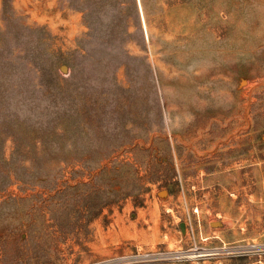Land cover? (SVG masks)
Instances as JSON below:
<instances>
[{"label": "rangeland", "instance_id": "obj_1", "mask_svg": "<svg viewBox=\"0 0 264 264\" xmlns=\"http://www.w3.org/2000/svg\"><path fill=\"white\" fill-rule=\"evenodd\" d=\"M120 1L0 0V264L261 259L264 0Z\"/></svg>", "mask_w": 264, "mask_h": 264}, {"label": "crops", "instance_id": "obj_2", "mask_svg": "<svg viewBox=\"0 0 264 264\" xmlns=\"http://www.w3.org/2000/svg\"><path fill=\"white\" fill-rule=\"evenodd\" d=\"M202 195H204V192H201ZM223 236V235H222ZM243 236H246V233L243 234ZM248 258L250 256H247ZM246 258V256H242V257H229V258H225V257H218L216 259H212V260H205L203 259L201 262L203 264L206 263H212V264H255L256 262H260L262 264H264V256L261 259H248Z\"/></svg>", "mask_w": 264, "mask_h": 264}, {"label": "trees", "instance_id": "obj_3", "mask_svg": "<svg viewBox=\"0 0 264 264\" xmlns=\"http://www.w3.org/2000/svg\"><path fill=\"white\" fill-rule=\"evenodd\" d=\"M81 1H85V0H81ZM106 3H108V5L109 6H111L112 8H113V10L115 11V12H117V13H120V11L122 10V8H123V3L120 1V0H106ZM131 6H133V5H131ZM102 7H105L104 5L102 6ZM101 7V8H102ZM81 10L84 12V19H85V21L87 22V16L89 15V13L87 12V8H81ZM59 91H61V90H57L56 89V92H55V95H57V94H60V92ZM130 193H128V192H123V194H122V196L123 197H126L127 195H129ZM115 200L114 199H112V200H108L106 203H104V205H106V206H110L111 207V204H112V202H114ZM138 203V205H141V203H142V201H140V202H137ZM109 207V208H110Z\"/></svg>", "mask_w": 264, "mask_h": 264}, {"label": "water", "instance_id": "obj_4", "mask_svg": "<svg viewBox=\"0 0 264 264\" xmlns=\"http://www.w3.org/2000/svg\"><path fill=\"white\" fill-rule=\"evenodd\" d=\"M65 68V66H63V69ZM213 225H220V222H213L212 223ZM180 228H181V230H184V223L183 222H180Z\"/></svg>", "mask_w": 264, "mask_h": 264}, {"label": "built area", "instance_id": "obj_5", "mask_svg": "<svg viewBox=\"0 0 264 264\" xmlns=\"http://www.w3.org/2000/svg\"><path fill=\"white\" fill-rule=\"evenodd\" d=\"M214 251H216V249H215ZM231 253H232V252H231Z\"/></svg>", "mask_w": 264, "mask_h": 264}]
</instances>
